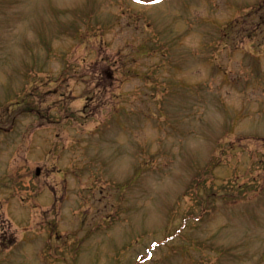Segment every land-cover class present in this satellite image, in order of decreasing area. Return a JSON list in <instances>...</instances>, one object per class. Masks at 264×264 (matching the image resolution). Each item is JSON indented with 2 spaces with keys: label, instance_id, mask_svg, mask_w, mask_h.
<instances>
[{
  "label": "rangeland",
  "instance_id": "obj_1",
  "mask_svg": "<svg viewBox=\"0 0 264 264\" xmlns=\"http://www.w3.org/2000/svg\"><path fill=\"white\" fill-rule=\"evenodd\" d=\"M5 112L0 264H264V0H0Z\"/></svg>",
  "mask_w": 264,
  "mask_h": 264
}]
</instances>
